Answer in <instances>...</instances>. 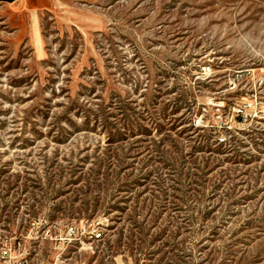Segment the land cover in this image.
<instances>
[{"label":"rangeland","instance_id":"rangeland-1","mask_svg":"<svg viewBox=\"0 0 264 264\" xmlns=\"http://www.w3.org/2000/svg\"><path fill=\"white\" fill-rule=\"evenodd\" d=\"M35 5L38 48L0 7V241L22 264H264V0Z\"/></svg>","mask_w":264,"mask_h":264},{"label":"crops","instance_id":"crops-1","mask_svg":"<svg viewBox=\"0 0 264 264\" xmlns=\"http://www.w3.org/2000/svg\"><path fill=\"white\" fill-rule=\"evenodd\" d=\"M50 6H54L55 0H47ZM1 2V0H0ZM37 0H14L13 2H1L5 9H10L14 13H23L29 19L31 39L35 43V47H41L43 45V39L41 37V21L40 15L45 10H50V7H40L35 5Z\"/></svg>","mask_w":264,"mask_h":264},{"label":"built area","instance_id":"built-area-1","mask_svg":"<svg viewBox=\"0 0 264 264\" xmlns=\"http://www.w3.org/2000/svg\"><path fill=\"white\" fill-rule=\"evenodd\" d=\"M234 110L237 111L238 116L244 113V110L242 108L235 107ZM219 141L221 143L225 142V138L221 137ZM67 233L71 235H76L79 233V230L75 226L71 225L68 227ZM92 237H94V239L96 240H102L103 233L101 231L93 232ZM22 263L23 260L19 258V256L16 254V250H14L11 241L8 239L0 241V264H22ZM55 264H72V263L69 261V259L63 258L60 259V262L57 261Z\"/></svg>","mask_w":264,"mask_h":264},{"label":"water","instance_id":"water-1","mask_svg":"<svg viewBox=\"0 0 264 264\" xmlns=\"http://www.w3.org/2000/svg\"><path fill=\"white\" fill-rule=\"evenodd\" d=\"M2 1H5V2H13L14 0H2Z\"/></svg>","mask_w":264,"mask_h":264}]
</instances>
